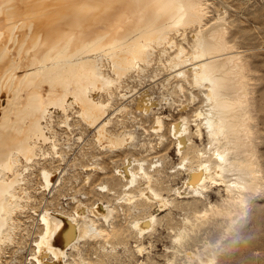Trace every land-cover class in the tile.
<instances>
[{
  "label": "bare ground",
  "instance_id": "obj_1",
  "mask_svg": "<svg viewBox=\"0 0 264 264\" xmlns=\"http://www.w3.org/2000/svg\"><path fill=\"white\" fill-rule=\"evenodd\" d=\"M212 11L210 0H0V264L4 248L29 233L23 216L36 232L29 264H95L81 253L86 239H103L99 247L109 257L128 259L116 264H215L207 235L219 233L221 241L243 216L260 220L264 161L247 63L232 21ZM156 61L167 84L183 95L189 86L179 110L202 102L192 118L157 115L151 126L156 140L147 147L167 155L173 148L179 161L129 155L115 166L113 182L97 186L115 202L88 204L75 194L71 209L53 206L45 195L60 183L63 168L42 165L36 189L45 203L31 204L34 165L65 159L55 117L73 131L77 116L104 149L131 147L135 131L113 132L111 109L116 102L119 111L128 107L127 80L142 77ZM157 104L148 89L135 98L143 114ZM83 167L101 169L95 162ZM29 208L33 214L24 213ZM125 208L127 233L112 222ZM164 232L171 245L164 244L165 260L158 263L150 252Z\"/></svg>",
  "mask_w": 264,
  "mask_h": 264
},
{
  "label": "rangeland",
  "instance_id": "obj_2",
  "mask_svg": "<svg viewBox=\"0 0 264 264\" xmlns=\"http://www.w3.org/2000/svg\"><path fill=\"white\" fill-rule=\"evenodd\" d=\"M210 1L211 9H213L212 14L219 13V11L226 13L227 18L232 21L231 28L237 32L239 49L242 51L244 60L247 63L246 73L248 75L250 102L252 103V124L257 135L260 154L264 161V0ZM155 73H158V75L153 77ZM166 74L162 64L156 61L148 67L147 72L142 77L129 78L123 88L125 91L127 89L128 93H133L128 99V107L123 111H119L118 103L116 102L111 109L112 114H114V123L110 128L113 132H120L122 129L135 131L136 137L131 147L125 146L118 150L104 149L95 142L93 138L94 129L89 128L77 116L72 114L73 131H70L67 125L60 123L59 119L55 117L53 128L57 131L59 148L60 151L64 152L65 159L62 161L58 157H48L47 160L43 162L41 160L40 163L34 165L31 170L33 173L30 176L32 182L29 189L36 199L31 204L39 207L41 203L43 204L41 206H44L45 203L43 192H37L36 189L41 182L39 168L42 165L63 168L62 180L56 188L51 191L47 190L45 195H48L46 198L53 206H58L61 202L62 204L64 203L66 208L71 209L73 202H71L70 198L75 194L88 204L98 199L115 202V195H108L106 192L100 191L97 186L104 181L113 182L115 166L123 163L125 157L129 155L146 158L149 161L152 160L154 155L167 156L168 162L171 160L179 161V157L175 154L173 148L167 155L166 151L150 150L147 147L149 141L156 140V134L151 131V126L155 122L157 115L163 116L166 121L177 119L181 114H188L192 118V108L201 105L202 102L196 100L191 107L179 110L178 107L183 102H187L188 97H190L189 86L187 85L185 95H183L175 90L171 84L165 82ZM144 89H148L158 101L157 105H153V109L149 114L140 113L135 106V98ZM115 101L120 100L115 99ZM80 135L82 138H79ZM45 148L48 151H52L49 143L45 145ZM91 162L98 163L101 169L84 170L83 166ZM87 173L91 175L90 182L86 180ZM113 185L120 189L118 187L119 184L113 183ZM256 206H261L260 215H262L257 223H251V220H242V218L246 217L243 216L221 241H218L219 233L206 234L208 239L212 241L209 247H214V250H217L215 253L217 261L215 264H264V192ZM30 209H27L24 213L33 214ZM166 211L161 213L163 214ZM129 219L130 210L125 208L124 213L121 210L116 213L112 222L127 233L129 231ZM23 222L29 225V233L27 235H25V232L20 233V237L15 242L9 243L4 248L3 264H29L27 255L31 251V238L36 235V232L31 217L27 221L26 216H23ZM102 222L109 227L106 222ZM165 235L166 232H164L162 240L153 238L155 241L150 256H153L158 263L165 260L166 250L164 249V244L171 245L169 237ZM100 243L103 244L104 240L86 239L81 241L80 250L82 255L93 259L95 264H116L120 263L121 259H126L124 254L120 258L109 257L99 247ZM201 244L199 248L203 250ZM18 250L21 251L18 252ZM204 250L209 256H214L208 247ZM120 251H122V248ZM168 254H171V252H168ZM126 262H128V259H126ZM132 263V261H129L128 264Z\"/></svg>",
  "mask_w": 264,
  "mask_h": 264
}]
</instances>
